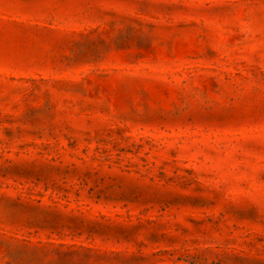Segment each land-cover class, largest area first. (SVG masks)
<instances>
[{
  "label": "rangeland",
  "instance_id": "rangeland-1",
  "mask_svg": "<svg viewBox=\"0 0 264 264\" xmlns=\"http://www.w3.org/2000/svg\"><path fill=\"white\" fill-rule=\"evenodd\" d=\"M0 264H264V0H0Z\"/></svg>",
  "mask_w": 264,
  "mask_h": 264
}]
</instances>
